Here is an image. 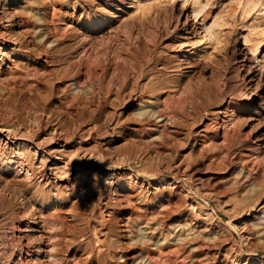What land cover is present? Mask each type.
I'll use <instances>...</instances> for the list:
<instances>
[{
    "label": "rangeland",
    "instance_id": "1",
    "mask_svg": "<svg viewBox=\"0 0 264 264\" xmlns=\"http://www.w3.org/2000/svg\"><path fill=\"white\" fill-rule=\"evenodd\" d=\"M8 1L0 0V22L24 49L4 68L22 53L23 63H52L41 48L39 5ZM124 2L131 7L117 13L122 30L92 33V53L106 65L119 53L126 70H156L165 85L179 72L184 90H86L74 81L79 39L54 33L66 59L80 50L62 62L73 65L65 78L40 74L31 87L0 86V120L21 129L24 145L32 125L37 147L28 172L0 166V264H13L19 252L46 264V218L60 223V264H264V0ZM15 6L33 9L35 32H21ZM55 13L54 30L58 15L66 21L80 8L59 0ZM248 70L253 85L242 78ZM229 101L237 124L223 136L216 122ZM156 102L176 115L174 132L151 130L156 120L146 111ZM141 129L143 141L135 136ZM28 224L30 232L18 230Z\"/></svg>",
    "mask_w": 264,
    "mask_h": 264
},
{
    "label": "bare ground",
    "instance_id": "2",
    "mask_svg": "<svg viewBox=\"0 0 264 264\" xmlns=\"http://www.w3.org/2000/svg\"><path fill=\"white\" fill-rule=\"evenodd\" d=\"M29 1L33 2L34 4L39 5V8H37V10H35L34 14H37L38 20H41L42 29L40 31H42V38H44V43H43L41 48H43V51H45L46 53L49 52L51 54L49 57L50 58L49 62L51 61L52 63H50L49 65L44 64V65H40V66L33 65V64H26V63H23L21 61L22 56H23L22 55L23 53H22L21 54L22 56L20 55V57L15 58V60L13 62L10 61V65L5 66V68H4L3 63H6L9 59V57L12 59V57L19 56L17 53L18 50L19 49L22 50V48L24 49V47L22 46L23 44L20 45L19 43L16 42V40H14V38L12 39L10 37V35H12V34L10 33L9 29H7L8 27L6 25H4L2 22H0V65L3 64V67H2L3 69H1V71H0V86L2 88L4 86L6 88V86L11 85V84H15V83H20V84L24 83L25 85L28 86L30 81L34 80L40 74L48 76L49 74L55 73V74H57L55 76L60 75L63 78H65L64 76L67 74V72L69 70L72 69L73 65L66 64V66H64L63 64H65V63L62 64V62L67 61V59L69 60L70 57H73V56L75 57L76 56V54H75L76 49L73 48V50L67 54L68 55L67 59H66V55H62L63 52L60 51V49L62 50L64 48L59 47V46H61V44H60L61 38H60V36H56V35L58 33H60V31H63L64 33L65 32L70 33V34H68V37L70 38V40L73 41L74 39H79V41H80V45L82 47L80 50L82 51V49H83V51H82L83 54L81 56V59L79 58L80 56L78 57L79 59L76 57L78 64H77V66L75 65L76 67L74 66L75 68L73 67V71H75V73L77 74V77H79V78H77L74 81H75V83H78V82H80L78 79H81L83 86L85 85L83 88L86 87L85 88L86 90H155V89L156 90H158V89L159 90L160 89L184 90L185 85L182 89H180V88L185 83L181 84L177 80L180 77V74H178L179 72L176 74V76H175L176 80L172 86H170V83H169V85H165L166 83L160 82V80L157 78L156 74H158L160 72H156V70L153 72H149L147 74V76L143 75L142 72L135 73L134 72L135 69L132 72L133 68L130 71L126 70V68L128 69L130 67L124 66L125 63H124V61H123V59L119 53H114L112 51L114 53L113 59H115V60L113 61V59H111V58L110 59L113 62H115V64H111L110 61H109V64H111L113 66H109V64L106 65L105 63H107L108 61L103 63L102 59H104V61H105L106 56L102 57V56H99L97 54L92 53V51L88 45L90 43L92 44V42H91V40L93 38L92 33H94L96 36L97 35L99 36L100 33L102 31H104L107 27H109V29H112L113 27H115L116 29H119L120 27L118 28V26L120 24H118L116 21V18L118 16L117 13L123 12L124 9L131 7L130 3L125 8L120 7L122 4L125 3L124 2L125 0H99V2L97 3V6L93 5V3L90 4V0H73L74 4L77 3L79 5V8H80L79 15L77 17H73L72 19H69V20L66 19V21H64V19H65L64 16L58 15V17H59L58 20L61 22H59V25H57L58 28L57 29L55 28V30L53 29L54 27L53 28L51 27L52 26L51 24H53V19L56 15L55 10H56V7L58 6L59 0H29ZM79 1H81V2H79ZM133 1H135V0H133ZM8 2L10 4H13V2L15 3V1H12V0H10ZM1 7L3 9V12L6 11V4H2ZM13 10L19 16L16 24L21 29V32L26 33V34L32 32V31L35 32L34 30H36L35 29L36 27L33 25L31 19L28 18V14L31 11H33V9L30 10L28 8H21V7L15 6ZM181 13L182 12L179 13V16L177 18V22H179V18L181 16ZM0 19H2V18H0ZM119 30H122V29L120 28ZM114 31H115V29H114ZM179 32L180 31H178V33ZM54 33L56 35H54ZM62 33H60V35H64ZM181 33H183V32H181ZM151 37H153V36H151ZM69 44H70V46H69V49H70L71 43H69ZM86 45L88 48H85ZM65 50L66 49H64V52H67ZM80 50L78 52H80ZM78 52H76V53H78ZM63 54H66V53H63ZM80 54H78V55H80ZM107 57H109V55ZM55 61H56L57 65H53ZM69 61H71V60H69ZM58 62H59V65H58ZM160 65H161V63H160ZM69 66H71V67H69ZM154 67L156 68V66H154ZM242 67H244V63H241V68ZM158 69L159 68H157V70ZM249 70L246 71L244 74H242V76H243L242 78L244 80H246V82L249 85H253V81L255 78H254L253 72L251 73ZM73 71H71V72H73ZM146 77H147V80H146ZM167 83H168V81H167ZM63 84L62 85L64 86V88H67V87H70L73 83L71 84L69 82H64ZM30 87H28V88H30ZM185 90H189V87L186 86ZM252 91L253 90H250L249 94H252ZM262 93H264V92H262ZM71 96H72V94H71ZM154 101H156V100H154ZM261 101H264V100H261ZM140 104H141V102H140ZM140 104H139V106H140ZM223 106H224L223 104H220L219 107H223ZM224 109H226V113H224L225 116L224 117L222 116L223 119L219 118L220 120L216 122V126L218 129V128H222L221 125H223L222 133H223V136L224 135L226 136V134L229 133V132L227 133V128L228 129H229V127L233 128L237 124L236 123V120H237L236 112H237L238 107L236 105H234L233 102L229 101L227 106L224 107ZM228 109H230V110H228ZM217 111H218L217 114H219V110H217ZM146 112L149 113L148 115L154 117V119L156 120V124L154 125V128L151 129L152 131L154 130V132L156 131L157 133H160V134L165 133V132H170V133L174 132V129L171 126V121L173 120L172 117L173 116L175 117L176 115L173 114V116H170V114H166V113L161 112L159 109V104L157 102L153 103V105H151V108L149 110H147ZM169 113H171V112L169 111ZM224 114H222V115H224ZM212 117H214V116H212ZM210 121H213V120H210ZM219 123H221V124L219 125ZM10 124L11 123L8 122V119L0 120V166H6L8 169H11L12 167L13 168L17 167L19 170H24V171L28 172L29 169H28V165L26 163H28L29 154L31 151H35V148H37L35 146V144L33 143V140H32V137L34 136V133H35L34 132L35 128L33 129L32 125L28 128L27 133L30 136L27 134V136H29V137L26 140H28L29 144L24 145V144H22L23 141L21 139L22 138L21 137L22 136L21 135V129L18 126H13ZM226 126H227V128H226ZM138 132L139 133L135 132L136 138L138 140H141V141L146 140V135L144 136L142 134L143 133L142 129ZM216 135L218 136V132L215 134V136ZM147 136H149V135H147ZM228 136H229V134H228ZM20 139H21V141H18ZM223 140H222V142H224ZM216 141H218V140H216ZM63 142H64V144H62V146L65 147L66 143H65V141H63ZM255 145H256V148H258L260 143L255 142ZM77 176H79V175H77ZM41 227L46 232L45 233L46 234L45 245H44L45 246L44 253H45V257H46V261H47L46 264H60V260L55 255L56 250L61 245V243H60L61 233L59 230L60 223L53 220V219H50V218L47 219L46 218V219H42ZM18 230H22V231H20L21 233L22 232H30L32 230V227L28 224L27 226H25V228H23V229L20 228ZM22 237L23 236H21V239H22ZM23 238H25V237H23ZM19 250H22V249H19ZM29 251H30L29 248L26 247V251L24 254L26 256H29V253H28ZM19 255H20V252L18 253V256L15 259V261L12 262L13 264H33L34 261H33V259H31V257L24 258V256H23V258H22ZM71 262L73 263L74 261H71ZM75 264H77V262H75Z\"/></svg>",
    "mask_w": 264,
    "mask_h": 264
}]
</instances>
